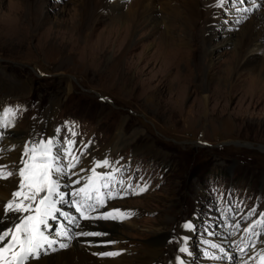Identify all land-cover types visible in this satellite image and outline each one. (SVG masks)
<instances>
[{"label": "rangeland", "instance_id": "1", "mask_svg": "<svg viewBox=\"0 0 264 264\" xmlns=\"http://www.w3.org/2000/svg\"><path fill=\"white\" fill-rule=\"evenodd\" d=\"M36 1L0 0V86L14 89L18 82L28 81L27 90H19L25 92L5 93L18 128H30L35 137L36 122L45 118L50 104H55L53 119L58 114L63 115V122L83 119L89 132L97 135L93 134L95 151L108 145L113 137L115 141L121 127L125 141H117L116 148L133 152L137 144L140 151L135 149V156L145 154L143 166L151 169V176L162 174L157 165L165 170L161 182L153 183V189L150 187L144 196L117 201L130 209V219L135 206L141 209V214L132 220L116 223L118 229L108 236L118 241L114 247L123 249L120 258L126 256L117 264H139L138 260L147 264L156 260L161 247L165 251L159 258L164 257L168 253L163 246L166 232L175 233L177 223L183 218L189 220L199 203L201 221L194 236V241L200 243L195 246L197 258L207 259L200 252L210 253L211 243L219 242L226 250L234 251V238L218 230L210 218L220 225L222 212L232 209L233 214L236 212L233 218L246 222L264 203V89L253 82L247 69L239 70L234 78L230 76L228 64L233 46L222 40L226 35L223 25L230 19L225 16L217 21L214 31L220 34L214 35L208 45L203 28L207 15L198 12L184 40L177 20L187 0H173L178 9L175 15H165L168 18L164 25L137 16L141 24L134 42L121 57L129 44L124 41V24L113 18L115 12L99 9L101 13L91 18L90 26L79 29L76 4H96L95 1ZM130 3L125 2L122 10ZM259 5L246 15L247 19L254 16ZM113 20L116 24L110 25ZM228 29L230 33L239 30ZM50 43L58 48L56 60L48 53ZM209 46L215 51L210 56ZM173 51L179 54L172 55ZM117 57L122 59L121 64L115 61ZM249 59L256 60L254 56ZM206 71L213 76L211 79L207 80ZM222 77L228 79L226 86L224 78L219 79ZM100 96L106 101H100ZM67 137L75 142L73 135ZM77 151L79 155L82 150L77 147ZM9 163L12 165V161ZM133 175L131 167L122 171L129 182ZM198 185L201 196H196ZM238 187L254 191V200L243 198ZM219 193L225 197L222 202L218 201ZM254 230L258 232L255 240L260 241L264 236L262 224L258 222ZM159 233L163 237L154 258L147 251L151 245H145L157 239Z\"/></svg>", "mask_w": 264, "mask_h": 264}, {"label": "snow or ice", "instance_id": "2", "mask_svg": "<svg viewBox=\"0 0 264 264\" xmlns=\"http://www.w3.org/2000/svg\"><path fill=\"white\" fill-rule=\"evenodd\" d=\"M224 2L225 0H218L217 6ZM11 115H15L11 109H4L3 117H0V127L10 126L8 118ZM56 131L59 133L60 129ZM71 135L74 136L75 133ZM74 143L72 140H67L57 147L55 138H41L38 142L22 145V154L18 158L15 170L8 165H0V180L13 179L14 181L11 198L6 202H0V215L15 220L12 227L0 229V264H25V261L44 243L49 245L52 243L45 235V230L51 226L49 221L56 219L58 215H69L58 205L66 199V193L60 190L61 178L66 175L69 177L76 175L73 169L79 163V157L72 154ZM108 164L107 160L102 163L96 162L91 169L92 175L88 177V182L83 187L73 188L71 196H79L80 199H73L70 202L80 217H84L86 211L95 210L97 205L103 206L105 197L111 196V174L96 171V168L107 167ZM81 183L82 180H72L73 185ZM105 189L109 192L105 193ZM145 190L146 187L139 189L140 192ZM114 211L119 212L120 210ZM126 215L130 216L132 213L129 212ZM104 218L116 219L117 217L105 213ZM183 227L191 229L193 225L185 223ZM250 230L251 226L244 229L246 232ZM83 235H93V233H83ZM205 243L208 242L205 241ZM60 247L65 248L67 245L60 244ZM211 247L219 248L222 253L225 251L216 244H212ZM179 251L184 253L188 249L181 246ZM240 251L243 253L245 249L241 248ZM119 254V252H105L101 255L116 256ZM261 259L264 261V256ZM176 264H183L181 257L176 258Z\"/></svg>", "mask_w": 264, "mask_h": 264}, {"label": "bare ground", "instance_id": "3", "mask_svg": "<svg viewBox=\"0 0 264 264\" xmlns=\"http://www.w3.org/2000/svg\"><path fill=\"white\" fill-rule=\"evenodd\" d=\"M38 1H42V0H38ZM93 1H95L96 4H94V2H91V3L79 2L78 4H76L77 5L76 7L79 8V10H78V13H79L78 14V20H79L78 23L79 24L77 23L79 25V29L80 28L84 29L85 26H90L89 21H91L92 17H95V14L100 12L99 9L102 10L105 8L109 11L115 12L114 13L115 16L113 18L117 19L116 22L124 24L123 25L124 28L122 27L125 30L124 31V36H125L124 41L126 42L127 45L129 44V46L126 47L125 51H123V53L119 55L121 57H123L127 54L129 47H131L132 43L134 42L133 37L136 34V32L138 31L139 25L141 24V20L137 19L138 15H139V17L142 16L148 20H153L154 22L158 21L159 23L164 25L165 20L168 18V17L165 18V15L169 14L170 12H172L175 15L176 10L178 9V7H175L176 4L174 3L173 0H157V1L156 0H131L132 3H130L128 8L126 6L127 9H124V11L122 9H123L125 3H121L119 0H111V2H109L108 0H93ZM118 1H119V3H118ZM210 1L211 0H202V1L187 0V2L185 3V6L183 5L184 9H182V11H180L179 18L177 21L180 22V28L179 29L181 31L182 30L184 31V36H185L184 40L188 39V36L186 34H188V30L191 29V27L194 25L195 20H196V16L198 15V12H201V14H202L203 13L202 11H204L206 13L208 12L209 14H211L210 13L211 7H210V3H209ZM260 1H258V4H260L259 5L260 8L254 12V16L250 15L248 18L249 20L247 19V16L244 17V18H246L245 20H244V18H241L243 20L240 21L239 27H238L239 30L237 32L234 31L235 33H230L229 29H228L230 25H233L235 19H233L231 16L227 15L226 18H229L230 22H228L227 24H225L223 26L225 27V30H226L225 34L230 35V36L227 37L226 35H224V38H222V40L223 41L226 40L225 43H223V44H226V45L230 44L231 46H233V50L230 52V55H229L230 59H229V64H228L229 69H230V76H233V78H234V75L238 74L239 70H242V69L246 70L247 69L249 74L252 75L254 78L253 82L263 85L262 89H264V70L262 69L264 66V50L259 49L260 47L264 46V6H263L264 0L262 2H260ZM181 2H183V1H181ZM140 8H142L143 10H141ZM144 11L146 13L145 16L143 15ZM205 19L203 18V21ZM58 20L60 22L64 21V20L62 21L60 19H58ZM217 21H219V20L218 19L212 20V18L208 17L205 21V24H203V28L206 31L204 34V38H205L206 42H208V45H209V41L212 39V37H214V35L220 34V32L214 31V28L217 25ZM147 23H148V21H147ZM77 24L75 23L74 27L77 28V26H78ZM113 24H116L114 20H113V22L110 23V25H113ZM224 27H222V28L224 29ZM121 29H118L120 31V34L122 33ZM118 30H117V32H119ZM139 32H140V30H139ZM162 40H163V38H162ZM161 43H162V41H161ZM169 44H171V43L169 42ZM49 47L50 48L48 50V53H50V55L53 56V59L56 60L59 56V52H58V48H57L56 44L50 43ZM212 47H210V46L208 47V52H209L208 56L214 54V52H215ZM175 54H176L175 51H173L172 55H175ZM177 54H179V53H177ZM247 56H248V58H247ZM250 56L251 57L254 56L256 58V60H254V61L250 60L249 59ZM117 59H118V57L116 58L115 61L117 63L121 64L122 59H118V60ZM206 73H207V76H206L207 80L211 79L213 77L210 75L211 73H209L208 71H206ZM242 76H244V75H242ZM223 78L224 77L219 78V79L222 80ZM225 79L226 78L223 79V81H224L223 84H225V86H226V84L228 83V81H227L228 79L227 80H225ZM232 80H233L232 78H231V81L229 80L230 81L229 82L230 88H231V86L233 87V81ZM23 87H25L27 90L28 81L26 83L18 82L17 85L14 87V89H7L6 88L7 91L4 89L5 87L0 86V91H2L4 93H10V94H15L16 91L22 93V92L26 91V90L25 91H19L20 88H23ZM12 88H13V86H12ZM70 88H71V84L68 83L67 89L70 90ZM204 99L206 100L207 96H204ZM151 100L152 99H150V101ZM52 107H53V105L50 106L51 109H52ZM231 124H232V122H231ZM227 125H230V123H227L226 126ZM121 129L122 128L119 127L117 130L116 140L113 141L111 144L112 150H114L115 146L118 144L117 141H119V144L124 143V141H125V139H123L124 136H122ZM21 138H23V137H21ZM75 171H76V175L74 177L76 178L78 176H77V170H75ZM82 181L85 182L84 184H86L88 182L86 180H82ZM61 182H62V178L60 180V183ZM13 183H14V181L12 182L11 180H0V200L8 199L10 197L11 192L14 190L13 189ZM61 186H62V183H61ZM0 216H2V215H0ZM7 218L10 219V221L13 220L11 217H7ZM0 227H1V224H0ZM53 227L54 226H52V228ZM107 229L111 230V232H114L118 229V225L115 223H110V226H108ZM47 233L48 232H45V235ZM191 233H192V228L187 229V234L191 235ZM188 235L186 237L189 240L190 236H188ZM162 237L163 236L160 235V233H159L158 236H156L157 239H154V241L149 242L147 245H145V246L151 245V246H149V248H147V251L149 252L148 255H152L154 258L157 256V253H159L158 244H159V241L161 240ZM50 239H52V238H50ZM60 244H62V241H57V245L55 242V246L46 245L44 243L43 246L35 252L36 254L34 256L32 255L27 261H25V264H117L118 260H125V257H126L125 255H123L124 257H122V258H120V256H119V258L118 257L114 258V256H106L104 258H100V257H96V256L92 255V253L89 254L85 250V249H90V247L88 245H84V248H85L84 249L75 242H73L71 244L65 243L67 245V247H65V248H61ZM53 249H55V250H53ZM149 259H152V258L149 257ZM143 261L145 262V260H138L137 262L139 264H143Z\"/></svg>", "mask_w": 264, "mask_h": 264}]
</instances>
